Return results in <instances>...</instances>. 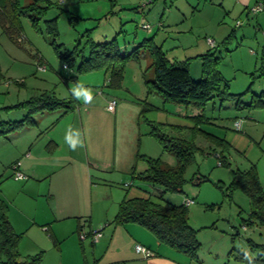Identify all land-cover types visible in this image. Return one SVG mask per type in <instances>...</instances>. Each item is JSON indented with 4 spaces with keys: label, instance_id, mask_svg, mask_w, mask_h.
Returning a JSON list of instances; mask_svg holds the SVG:
<instances>
[{
    "label": "rangeland",
    "instance_id": "374dc122",
    "mask_svg": "<svg viewBox=\"0 0 264 264\" xmlns=\"http://www.w3.org/2000/svg\"><path fill=\"white\" fill-rule=\"evenodd\" d=\"M15 2L16 6L9 7L5 15L4 11H0V16L6 19L5 27L0 24V129L6 127L1 123L9 120L20 121L26 117L27 106L20 104L32 99H46L45 94L54 95L67 102L73 101L68 104L72 110L65 116H61L67 109L65 107L46 111L35 115L36 125L25 122L22 129L0 136V152H36L39 156L42 155L44 163L51 158L50 152H55L51 148L46 150L45 147L50 142V136L54 137L53 133L50 134L51 120L61 117L58 122L60 125L55 130L67 132L69 126L78 128L79 116L82 114L84 146L72 151L64 145L56 151L62 152L63 155L74 152V157L78 158L77 164L61 169L56 178L64 181L66 178L73 179L74 175L77 176L79 190L84 191L83 198H93L95 214L104 216L110 197L121 202L127 187L132 183V190H138L141 196L156 201L159 200L157 196L161 194L165 202L173 205H183L186 200H194L187 205L188 223L198 230L196 235L201 246L197 256L204 264H245L230 255L233 249L241 253L242 249L247 250L255 257L258 252L252 250L249 241L263 244L264 226L252 224L245 227L244 221L249 218L251 211L250 201L239 189L231 193L227 191L234 178L233 171L229 166L218 165L219 161L214 153L219 154L221 148L210 137L212 133L220 132L219 126H230L234 109L229 107L234 103L228 101L221 104L216 99L209 102L204 111L206 122L197 126L191 119L193 126L186 116L193 117L198 114V110L167 102L146 84L147 80L154 78V59L147 49H139L137 59L132 58L133 60L124 64L123 80L118 88L108 85L111 73L105 74L104 70L78 74L76 69L81 63L79 55H73L75 64L68 68L70 71L64 70L67 62L60 59L57 52H72L80 38L82 44L79 48H85L84 55L88 56L90 48L86 40L90 38L94 43L116 39L121 51L129 54L143 39L155 37V42L162 46L168 59L182 62L189 60L190 73L197 76L191 77L198 79L200 76L195 73H199L197 69L200 70L201 60L191 57L205 54L204 43L207 38H212L221 55L219 70L226 68L228 78L231 79L229 84L237 86L234 83H239L243 73H235L237 81L232 80L231 76L234 75L232 68L237 65L241 50L238 48L236 53H230L228 50L237 47L243 36L241 32L248 27L244 14L238 18H228V24L234 20L229 25L232 30L238 28L236 30L239 40L231 39L223 45L220 43L223 38L214 37L219 25L217 17L214 16V10L218 6L214 0ZM197 2L200 4L194 8ZM222 16H225L224 13ZM237 22L245 24L240 28L236 27ZM145 24L152 27L151 32L142 28ZM242 41L244 45H248V39ZM77 83L92 89L91 104H84L83 101L73 98L71 88ZM230 87L229 91L232 93L233 87ZM111 100L117 102L115 113L107 109ZM162 109L165 110V115L172 114L178 122H159L161 133L171 141L193 142L197 147L193 150L194 158L184 174L187 182L182 193L165 192L161 185L136 177L148 168L146 159H159L163 165L170 168L178 165L176 155L165 150L158 138L152 135L151 123L156 119L162 121ZM87 110L90 111L88 117L85 115ZM155 123L159 124L158 121ZM38 124L42 126L39 127ZM26 155L22 157L27 158ZM233 156L234 168L239 162L241 167L245 166L239 160L240 157ZM8 161L10 160L5 163ZM82 161L89 165L90 170L86 185L83 180L88 173L80 166ZM61 163L65 164V161ZM8 165H0V175L5 172L3 177L7 179L6 182L14 180L12 169ZM195 175L197 178L206 177L209 181L196 185ZM45 185L46 183H43L44 188ZM133 226L142 228L137 224H129L130 231ZM90 229L89 231L93 232L101 231L104 235L110 233L113 226L108 223L99 225L93 221Z\"/></svg>",
    "mask_w": 264,
    "mask_h": 264
},
{
    "label": "crops",
    "instance_id": "0c3cea01",
    "mask_svg": "<svg viewBox=\"0 0 264 264\" xmlns=\"http://www.w3.org/2000/svg\"><path fill=\"white\" fill-rule=\"evenodd\" d=\"M214 2L218 4L214 10V16L217 17L219 24L214 34L216 36L214 37L223 38L220 42L223 45L231 39L239 40L237 36L238 31L236 30L238 28L232 30L229 24L234 20L228 24V18H238L244 14L248 22V27L241 32L243 36L240 38L241 41L248 39V45H244V41L242 43L238 41L239 44L236 48L228 50L230 53H236L238 48L241 50L240 54H238L239 59L236 61L237 65L232 68L234 74L231 76L233 77L232 80L235 79L237 81L236 72L243 73V76L240 78L238 84L237 82L234 83L237 86L229 84L231 79L228 78L226 68H221L220 72L222 76L233 87V94H242L248 89L252 81L251 76L255 75L257 79H254L253 94L264 93V74H262L264 69H261L264 60V9L255 14L250 12L251 8L257 4H264V0H214ZM199 4L197 2L194 8L198 7ZM223 13L225 16L221 17ZM220 18L222 19L220 20ZM242 24L244 25L245 23L240 22L238 24L237 22L236 27L242 28ZM143 26L149 27H142L143 29L152 31L150 25L145 24ZM151 38L157 44L155 37ZM141 42L137 43V46ZM204 48H206L205 54L201 53V55H196L197 57H191V59L199 58L201 60L200 70L197 69L199 73L194 72L200 78L202 76L203 57L209 52L215 53V56L220 55V51L217 48L211 49L207 41L204 43ZM191 76L197 77L192 75V73ZM230 86L229 88H231ZM102 93L99 92V94ZM251 98L252 95L247 94L242 98V103L248 104L251 102ZM231 102L234 104L229 108L234 109V115L232 116L230 126H219L218 130L220 132L218 134L212 133V136L225 140L228 144V149L224 155L229 162V167L233 171L232 173L236 170H248L250 167L255 166L258 179L264 190V109H237L236 100ZM162 110L160 112V119L162 121L156 119L158 123L163 124V122H166L174 124L178 122V120L173 118L172 114H167L169 115L168 117L164 114L165 110ZM85 113L88 117L90 111L87 110ZM65 115L67 113L61 114V116ZM186 117L190 121L192 115ZM59 118L61 117H58V119L56 117L51 120L50 126L52 128L50 134L53 133L52 135L54 137L49 135L51 139L45 147L46 150L51 148L55 152H50L52 154L51 158H48L44 163L41 158L42 155L39 156V153L36 152H0V165L2 167H7L5 165L9 164L8 166L11 168L13 164L21 161L20 169L27 176L26 180L17 181L14 179L12 173L14 180L6 182L7 179L3 177L5 172L2 176L0 175V199L7 204L8 217L13 229L17 234L21 235L19 245L21 259L41 254L42 261L40 264H204L199 257L193 259L161 243L153 233L151 235L149 233L150 231L147 229V231L144 230L145 228L143 229V227L140 229L133 226L132 231H130L129 224L115 226L113 221L118 213L119 205L123 200L150 198L141 196V192L138 190H132V183L127 187L121 202L114 201L111 197L109 198L110 203L105 206L106 213L102 216L95 214L92 197L88 200L83 198L84 191L79 190L80 184L77 176L74 175L73 179L66 178L64 181L56 178L60 174L61 169L70 168L77 164L78 161V158L74 157V152H68L67 155H63L62 152H56L64 145L70 149L65 143V139L60 137H65L66 132L55 130L60 125L58 124ZM79 118L80 122L77 125V129L82 133V139L85 143L83 138L84 121L82 114H80ZM156 121L153 122L155 123ZM239 121L240 126L237 129L235 123ZM33 124L36 125V122ZM191 124L194 126L192 122ZM191 124H189V127H191ZM38 126L40 127L42 125L38 124ZM73 129L76 128L73 127ZM23 153L27 154V158L22 157L24 156ZM42 153L46 154L47 152ZM214 154H218V152ZM233 155L238 156V158L240 157L239 160L245 166L241 167L240 162H236L238 166L234 168L232 166L234 162ZM8 156L10 157L7 159ZM6 160L10 161L5 163ZM63 160L65 164L61 163ZM80 166L86 169L88 173L83 180V184L86 185L87 177L88 179L90 178L89 165H86L85 161H82ZM42 182L46 183L45 188ZM128 188H131V190ZM186 201L194 202V200ZM93 221L99 225L108 223L109 226H113V230L110 233L104 234L96 243L92 242L89 234L91 233L89 230H91ZM87 228L89 229L86 230ZM82 232L87 233L89 237L82 240L80 237ZM137 245L146 248L151 252L152 256L145 258L142 254H138L135 250ZM257 255L254 256L256 257Z\"/></svg>",
    "mask_w": 264,
    "mask_h": 264
},
{
    "label": "trees",
    "instance_id": "16d2710c",
    "mask_svg": "<svg viewBox=\"0 0 264 264\" xmlns=\"http://www.w3.org/2000/svg\"><path fill=\"white\" fill-rule=\"evenodd\" d=\"M13 6H16L15 0H0V11H4V15L9 7ZM5 23L6 19L0 16V24L5 27ZM86 42L90 48L88 56L84 55L85 48H79L82 44L80 38L72 52L69 53L66 51L65 53H61L57 51L59 58L67 62L65 65L68 68L75 64V59L72 58L73 55H79L81 57V63L76 69L78 74L104 70L105 73H111L108 85L112 88H118L121 87L123 80L124 64L127 61L133 60L132 58L137 59L140 53L139 49L145 48L154 59V78L149 81L147 80L146 84L152 87L154 92L161 95L165 101L193 107L198 110V114L191 117L197 126L202 122H206L205 108L209 102L215 99H218L221 104L236 100L237 109H264V93L253 94L254 79H257V77L255 75L251 76L252 81L244 93H231L228 82L219 70L221 57L215 56V53L209 52L203 57L202 76L200 79H193L189 70V60L182 62L168 59L162 47L155 44L152 38L145 39L129 54L121 51L116 39L111 42L94 43L88 38ZM261 69H264V60ZM247 94L252 95L251 102L243 104L242 98ZM44 96L46 99H32L30 102L27 101L25 104H20L27 106L26 117L20 121L1 123L5 124L6 127L5 129H0V136L22 129L25 126V122L34 123V117L37 114L60 110L64 107L67 108L64 113L72 110V107L68 104L73 100L67 102L64 99L60 100L56 98L54 95L49 96L45 94ZM145 110L146 108L143 109V111ZM151 126L153 128L152 135L158 138L165 150L171 151V153L176 155L178 165L170 168L163 165L159 159H146L148 168L136 177L150 183L161 185L165 192L182 193L183 187L187 182L184 174L187 166L194 158L195 152L193 150L197 147L193 142L169 140L161 133L159 128L160 124L151 123ZM210 137L221 148V153L218 155L222 166L228 167L229 162L224 155L228 149V144L225 140L215 136L210 135ZM133 174L135 175V170ZM195 177L196 185L209 181L206 177L197 178V175ZM233 177V180L227 187V191L231 193L233 190H241L248 197L251 204L250 216L244 221L245 227L252 224L264 226V190L258 179L255 166L250 167L248 170H236L233 173ZM219 188L221 187L219 186ZM158 197V201L151 198L123 200L119 205L118 213L113 223L115 226L137 224L153 233L161 243L193 259H197L201 243L196 235L198 230L194 229L188 223L187 205H173L165 202L162 195ZM20 241L21 235L15 232L10 223L7 204L0 199V264L41 263V254L21 259L19 253ZM249 244L252 250L258 252V255L254 257V264H264V244H255L251 240ZM230 255L235 260L248 264V261L244 259L243 253L233 249Z\"/></svg>",
    "mask_w": 264,
    "mask_h": 264
},
{
    "label": "built area",
    "instance_id": "2783aa9c",
    "mask_svg": "<svg viewBox=\"0 0 264 264\" xmlns=\"http://www.w3.org/2000/svg\"><path fill=\"white\" fill-rule=\"evenodd\" d=\"M263 9H264V4L263 3H259L256 6H254L253 8H251L250 12L255 14V13H258V12L262 11ZM143 27L144 28H149L148 26H143ZM206 41H207V43H208V45L210 46L211 49H215L216 48V43H215V41L212 38H207ZM64 68H65V66H64ZM116 106H117V102L115 100H111L109 102V104H108L107 109H108V111H110L112 113H115ZM239 126H240V121L235 123V127L237 129H239ZM216 157H217V159L219 161L218 165L222 166L220 158H219V155L216 154ZM20 167H21V162H16L15 164H13L11 166V169H12V172H13V177L17 181H23V180L27 179V176L21 171ZM190 203H193V201H186L185 202L186 205H188ZM80 237H81L82 240H85L89 236H88L87 233L82 232ZM102 237H103V235H102L101 231H96V232L92 231L91 234H90V238H91L93 243L98 242ZM135 250H136V252L138 254H142L145 258H148V257L152 256L151 252H149L146 248H144L141 245H137L135 247Z\"/></svg>",
    "mask_w": 264,
    "mask_h": 264
},
{
    "label": "clouds",
    "instance_id": "9594fccd",
    "mask_svg": "<svg viewBox=\"0 0 264 264\" xmlns=\"http://www.w3.org/2000/svg\"><path fill=\"white\" fill-rule=\"evenodd\" d=\"M65 70L70 71L67 65H65ZM71 94L74 99L78 101H83L84 104L92 103L93 100L92 89L85 87L82 83H77L74 87H72ZM64 139H65V143L72 151H75L78 147L84 146L82 133L80 132L79 129H73L71 126H69ZM242 251H243L244 259L248 261V264H254L253 255L247 250L242 249Z\"/></svg>",
    "mask_w": 264,
    "mask_h": 264
}]
</instances>
